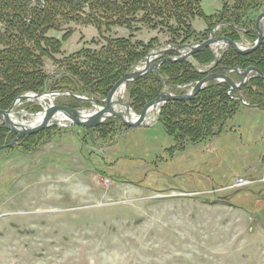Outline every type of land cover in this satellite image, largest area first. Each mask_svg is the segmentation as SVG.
Segmentation results:
<instances>
[{
  "label": "rangeland",
  "instance_id": "obj_1",
  "mask_svg": "<svg viewBox=\"0 0 264 264\" xmlns=\"http://www.w3.org/2000/svg\"><path fill=\"white\" fill-rule=\"evenodd\" d=\"M202 7L206 15H214L223 1L202 0ZM204 19H192L187 34L178 30V42L189 33L192 38L187 43L203 42L216 26L220 35L225 22L215 24L208 34L210 25ZM215 21L213 18L212 24ZM139 26L135 31L114 26L104 29L103 35L94 25L79 21L69 22L61 30L51 29L48 35L58 39L68 30L72 35L63 41L55 59L43 57V70L52 75L47 83H61L62 76L57 74L63 67L57 60L83 47L98 50L106 37L131 39L138 53L151 43L154 48L172 45L169 42L175 35L167 28ZM240 38L246 47L257 40ZM210 48L219 59L229 50L228 45ZM146 57L137 66H142ZM215 63L216 59L193 66L203 73L214 66L233 68ZM226 72L231 74L229 69ZM197 82L166 84L161 92L186 94ZM216 83L222 82L211 81L206 87ZM147 84L158 86L151 80ZM147 84L143 94L141 91L145 98L153 93ZM65 86L76 84L67 82ZM130 87L127 84L116 99L130 104V116L132 111L140 115L156 97L145 99L140 107L144 101L132 97ZM97 92L94 96L75 94L88 99L78 98L80 102L69 94L51 96L55 104L86 113L105 105L108 95ZM30 94L40 93L20 94L13 114L33 125L34 117L41 115L51 100L40 101ZM169 102L157 105L159 114L144 126L129 127L118 117L91 128L70 122L59 125L53 119L54 125L21 136L15 145L1 149L0 264H264V104L247 105L245 99L235 107L230 101L226 106L219 104L211 115L218 118L211 132H221L193 143L185 140L190 136H178L176 128L167 131L161 117L166 104L163 114L174 112L178 120L187 119L190 110L171 103L182 101ZM203 118L205 121L209 114ZM2 125L5 127L0 121ZM13 134L7 130L3 144L13 142ZM238 177L250 182L234 188Z\"/></svg>",
  "mask_w": 264,
  "mask_h": 264
},
{
  "label": "trees",
  "instance_id": "obj_2",
  "mask_svg": "<svg viewBox=\"0 0 264 264\" xmlns=\"http://www.w3.org/2000/svg\"><path fill=\"white\" fill-rule=\"evenodd\" d=\"M222 1L223 7L220 11L208 16L203 12L202 0H0V22L3 24V29H0V109H9L20 94L29 91L37 93H42V90L69 91L73 94L87 93L94 96L99 90L108 95L113 85L127 71L143 61L149 50L156 46L151 43L138 53L137 45L133 44L131 39L106 37L104 38L106 43L98 50L83 47L62 60H57L63 67L57 74L62 76L61 83L49 85L47 82L52 75L44 72L43 57L55 59L54 54L61 51L63 41L72 35V30L63 34L62 39L49 36L48 33L51 29L61 30L63 25L69 22L92 24L102 35L104 29L110 30L114 26L126 27L132 31L138 28V24L139 28L160 26L175 35L170 44H183L187 43L192 35L189 33L178 42V38L181 37L178 30L184 29L186 34L191 32L192 19L202 17L210 25L208 34L215 24L228 22L235 27L224 26L220 35L238 42H242L241 36L248 40L257 39L253 27L257 16L264 10V0ZM213 18L217 21L212 24ZM236 27L242 28L244 32L240 33ZM138 43L141 44L140 41ZM169 55L174 56L177 53L171 52ZM194 59L198 64L205 65L215 60V55L208 47L194 54ZM219 61L220 64L233 68L239 66L246 69L249 66H256L264 72V41L258 50L250 54H240L229 47ZM205 76L206 72H199L188 60L166 61L160 66V72L149 73L129 83L128 87L131 86L129 90L132 97L139 102L144 101L140 106L143 107L145 99L157 97L166 84L182 85L199 81ZM231 76L240 78L234 72ZM149 80L158 86L147 84ZM67 82L76 84V87H66ZM145 84L153 92L148 98L141 96ZM229 89L230 85L227 82L210 84L193 100L171 102L180 104L179 108L190 109L189 114H186L187 119L179 117L178 120L174 112L163 114L170 102L166 104L162 108L161 117L167 131L168 127L176 128L179 131L178 136L181 135L182 139L190 136L185 140L193 143L218 135L221 131L211 132L218 119L211 118V115L218 110L219 104L226 106L225 103L230 101L234 107L237 104L242 105L239 100L231 98V95L238 94L239 90L229 94ZM241 90L244 91L243 98L249 104H261L264 101V81L260 76H253ZM204 93L206 94L203 96ZM199 97L201 101H198ZM71 99L80 102L73 95ZM206 114H209V118L204 121L203 116ZM221 114L219 113V116ZM7 130L3 125L0 126V145L4 143ZM185 133H188V136H184ZM12 136L14 138L15 134ZM175 139L178 141V137Z\"/></svg>",
  "mask_w": 264,
  "mask_h": 264
},
{
  "label": "water",
  "instance_id": "obj_3",
  "mask_svg": "<svg viewBox=\"0 0 264 264\" xmlns=\"http://www.w3.org/2000/svg\"><path fill=\"white\" fill-rule=\"evenodd\" d=\"M228 25L229 23H224ZM232 26H235L234 24H230ZM217 27V26H216ZM216 27L213 28L210 37L203 41V42H192V43H184V44H172L169 47L166 45H161L159 47H156L152 50H150L147 54L146 60L142 66H137L129 71H127L120 80L116 82V84L113 86L111 91L109 92L107 98L105 99V105L99 110L95 111L93 114L89 115L88 117H84L83 112L79 108H71L66 105L61 104H55L53 100H51V104L45 108L44 110V117L42 121L38 124H33L25 127H19L20 125L13 120L11 117L12 113L14 112V108L16 105L13 103L11 107L7 110L0 109V121H2L5 125V127L10 131L16 134V137L13 142L10 144H3L0 145V150L4 149L6 147L15 145L18 141V139L21 136H27L34 133H37L43 129H46L53 124V119L58 113H63L65 116L71 121V124H77L84 127H96L99 126L105 119L109 117H118L120 118L125 124H127L129 127H138V126H144L145 125V119L147 116V113L149 109L155 105L165 104L169 101H189L194 99L211 81H219V82H228L230 84V90H236L241 88L251 77L252 73L257 74L264 80V72L261 71L259 68L255 66H251L245 70H242L241 68H227V67H211L207 72L206 76L198 81L193 89L186 93V94H173L171 92H168L167 89L163 90L158 97H156L154 100L149 102L145 105L142 112L140 113L138 120L135 122L129 121L127 117H125V114L118 113L115 109L116 105H124L127 107V109H131L129 103H122L121 101L117 100L116 94L118 90L121 87H125L127 84L145 76L148 73L152 72H160V66L166 62H180L184 60H189L193 65H196V60L194 59V54L197 52H200L208 47L215 46V45H228L232 49H234L236 52L240 54H250L254 51H256L264 40V12L260 13L256 20V26L254 30L258 34V38L252 47H246L240 42H237L235 40H232L228 36L225 35H217L215 33ZM238 30H241L238 28ZM169 52H176L178 55L176 56H166ZM218 64V60H216L215 65ZM231 70L235 71L241 76V81L236 82L233 78H231L228 74L220 73V70ZM69 94V95H75L68 91H48L40 94H30L34 95L36 97H40L43 94ZM80 100H88L86 97H81L75 95ZM234 98L239 99L242 103L244 102V98L240 95H232ZM264 104H257L253 106H260ZM250 105V104H247Z\"/></svg>",
  "mask_w": 264,
  "mask_h": 264
},
{
  "label": "bare ground",
  "instance_id": "obj_4",
  "mask_svg": "<svg viewBox=\"0 0 264 264\" xmlns=\"http://www.w3.org/2000/svg\"><path fill=\"white\" fill-rule=\"evenodd\" d=\"M123 90H125V87H124V86L121 87V88L118 90V92H117L115 98H117V97L119 96L120 92H122ZM122 95H123V94H122ZM33 98H34V97H33ZM37 99H40V101L45 100V99L54 100V99H53V96H51L50 94H46V93L43 94L42 96H40V97L37 98ZM45 102H46V101H45ZM115 109H116V111H117L118 113L124 111L125 117H127V119H129V121H131V122H135L134 120H136V119L138 118V116H139L138 114L136 115L133 111L131 112V116H130V110L127 109V107L124 106V105H121V106L118 105L117 107H115ZM97 110H99V109H97ZM97 110H96V111H97ZM82 112H83V111H82ZM94 112H95V111H94ZM94 112H86V113L83 112V115H84V117L86 118V117H88L89 115L93 114ZM121 114H122V113H121ZM158 114H159V109H158V106L155 105V106H153V107H151V108L149 109L145 121H147V123L150 124L151 122H153V121L155 120V118L157 117ZM11 117L13 118V120H14L15 122H17V123H18L20 126H22V127L29 126L28 124H26V123H24V122H21L19 119H17V118L14 116L13 113H12ZM43 117H44V112H42L41 115H38V116L34 117L35 120H34V123H33V124H38V123H40V122L42 121ZM131 117L134 119L133 121L131 120ZM54 119L57 120V121H59V125H63L65 122H70V123H71V121H70V120L65 116V114H63V113H58V114L55 116ZM136 121H137V120H136ZM60 123H61V124H60Z\"/></svg>",
  "mask_w": 264,
  "mask_h": 264
},
{
  "label": "built area",
  "instance_id": "obj_5",
  "mask_svg": "<svg viewBox=\"0 0 264 264\" xmlns=\"http://www.w3.org/2000/svg\"><path fill=\"white\" fill-rule=\"evenodd\" d=\"M250 181L246 179V177H238L234 184L232 185L234 188L236 187H242L249 183Z\"/></svg>",
  "mask_w": 264,
  "mask_h": 264
},
{
  "label": "flooded vegetation",
  "instance_id": "obj_6",
  "mask_svg": "<svg viewBox=\"0 0 264 264\" xmlns=\"http://www.w3.org/2000/svg\"><path fill=\"white\" fill-rule=\"evenodd\" d=\"M225 23H228V22H225ZM230 24H232V23H229L228 25H226V24H224L225 26H232V25H230ZM256 26V25H255ZM232 27H234V26H232ZM216 33V32H215ZM217 34V33H216ZM218 35V34H217ZM216 60H218V62H219V58H215ZM256 67V66H255ZM258 68V67H257ZM242 70H245V69H242ZM261 70V69H260ZM262 71V70H261ZM225 73H227L226 72V70L224 71ZM234 71H231L230 73L232 74ZM236 73V72H235ZM231 78H232V76H231V74H229V73H227ZM239 77H240V80H241V76L238 74V73H236ZM253 76H258V75H256L255 73H252L251 74V77L248 79V81L253 77ZM236 79V78H235ZM264 81V80H263ZM237 82H240V81H237ZM247 83V82H246ZM243 87V86H242ZM236 90H239V89H236ZM236 90H233V91H236ZM239 95H240V93H238ZM242 96V95H241Z\"/></svg>",
  "mask_w": 264,
  "mask_h": 264
},
{
  "label": "crops",
  "instance_id": "obj_7",
  "mask_svg": "<svg viewBox=\"0 0 264 264\" xmlns=\"http://www.w3.org/2000/svg\"><path fill=\"white\" fill-rule=\"evenodd\" d=\"M249 109H251V107ZM252 109H258V108H252Z\"/></svg>",
  "mask_w": 264,
  "mask_h": 264
}]
</instances>
